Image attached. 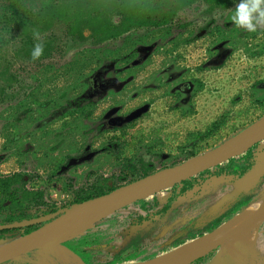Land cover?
<instances>
[{
	"label": "rangeland",
	"instance_id": "374dc122",
	"mask_svg": "<svg viewBox=\"0 0 264 264\" xmlns=\"http://www.w3.org/2000/svg\"><path fill=\"white\" fill-rule=\"evenodd\" d=\"M85 1H54L50 5L53 18L44 16V24L38 26L35 14L40 9L35 8L34 18L21 28L14 20L12 3L0 0V93L2 88L5 93L0 94V176L22 173L26 179L21 190L34 199L41 195L37 205L28 201L33 208L69 205L81 192L90 193L92 185L111 177L118 186H126L139 179L127 172L125 180H118L125 162L140 159L158 172L193 158L194 150L200 156L219 147L264 117V25L254 33L237 27L231 17L239 1L212 5L197 0L177 13L166 26L169 31L138 25L117 38L80 27V19L90 14L98 18L105 12L106 2ZM36 6L44 8L41 3ZM113 8L106 14L114 28L123 16ZM35 31L45 45L38 60L31 59ZM105 67L109 68L106 79L125 71L122 76L130 81L119 89L84 97L86 78ZM184 82L193 92L180 90ZM89 99L96 103L85 110L83 120L87 121L82 115L77 120ZM101 122L108 125L105 130L99 128ZM129 122L134 123L124 127ZM119 144L125 147L113 154ZM263 173L264 157L244 185H218L183 202L133 256L138 261L169 256L162 252L167 244L184 238L188 228L201 229L221 216L232 198ZM170 188L116 212L69 246L90 250L86 259L91 264L94 251L100 261L110 262L126 241L125 230L135 209L141 210L143 202L156 197L164 198ZM262 192L264 178L247 196ZM103 234L110 235L99 241ZM88 238L98 242L85 245ZM34 255L52 264L41 251ZM205 264H264V221L215 250Z\"/></svg>",
	"mask_w": 264,
	"mask_h": 264
},
{
	"label": "water",
	"instance_id": "95a60500",
	"mask_svg": "<svg viewBox=\"0 0 264 264\" xmlns=\"http://www.w3.org/2000/svg\"><path fill=\"white\" fill-rule=\"evenodd\" d=\"M263 141L264 117H262L246 129L234 134L228 141L224 142L219 147L209 152H206L200 156H195L179 165L155 172L145 178L139 179L126 186L120 187L109 194L93 198L83 203L74 204L61 211L60 215H52L34 222H26L21 225H13L11 226V228L23 227L31 225L33 223L35 224L39 222L41 223L48 221V223H46L42 228L24 237H19L17 239L1 242L0 264H5L7 262H15L20 264H45L42 259L40 260L39 258H35L36 256L34 254L40 251L45 254L44 256L46 258H49V260L52 261V264H67L56 254L44 250L42 246L50 240L64 235L72 234V236H70V238L66 241L67 243L72 240L80 239L83 235H85V233L89 229L94 228L97 224L111 217L116 212L123 211L124 208L133 204L134 202L144 199L152 194L158 193L161 190L169 189L170 187L173 188L175 184L180 183L183 180L189 179L193 175H198L199 173L206 171L207 169H211L222 163H225L230 159L241 157L245 155L254 146L260 144ZM256 151L258 155L257 164L253 168V170L249 172L245 177L240 180H237L233 184L222 181L223 178L211 180L205 185V187H203L201 195L207 192L212 187L218 185L227 184L228 186H236L239 184L244 185L245 183H247L248 179L250 178V175H252L263 162L264 144H262V146H259L258 150ZM263 178L264 173L258 176L255 182L253 179L251 181L252 186H249L247 189L240 190L236 194V196L232 198L229 204L233 203L240 195L244 193L248 195L252 190L257 187V184H259ZM257 197L259 198L255 202L243 209L241 212L245 211L247 208L257 202H264V192L259 194ZM235 216H233L230 220H232ZM263 221L264 203L243 224L231 230L230 232H227L226 234L220 236L219 238L213 240L209 244V246L203 250L201 256L189 264H194L196 261L205 258L218 248L229 244L240 236L258 227ZM227 222H225L224 224H226ZM224 224H222L220 227H222ZM220 227L203 237L211 235ZM200 238H197L190 242H194ZM186 244L179 246L176 249L170 250L169 252L165 253V255L167 256L173 253L177 249L185 246ZM65 247H67V245ZM67 248L71 250L73 254L78 256L83 262V264H86L77 253H75L69 247ZM32 255H34L35 257ZM155 258L145 261L129 262L124 264H156Z\"/></svg>",
	"mask_w": 264,
	"mask_h": 264
},
{
	"label": "trees",
	"instance_id": "16d2710c",
	"mask_svg": "<svg viewBox=\"0 0 264 264\" xmlns=\"http://www.w3.org/2000/svg\"><path fill=\"white\" fill-rule=\"evenodd\" d=\"M12 2V7L15 10L13 17L14 20L19 22L18 26L21 28L27 27V23L31 22V18H34L33 16V10L36 8V2L41 3L44 8H40L38 14H35V25L38 26L40 24H44V16H51L53 18V14L50 12L54 0H8ZM62 1V0H61ZM65 1V0H64ZM96 0H91V2H95ZM197 0H122L120 1L121 3L116 4L119 2V0H98L96 2L101 3L106 2L105 6L107 7H112L116 6L118 8H122L120 13L123 16L122 23L119 26H114V28L110 25V21L107 17V12L102 13V15L98 14L97 17H92L91 14L88 15L86 20H79L80 27H85V26H90L94 32L98 31H103L106 34V37H114L117 38L121 35H124L125 33H129L131 31V28L133 26H141V25H148V26H153L156 27L155 30H159L160 32H165L169 31L166 27L169 23L173 21V19L176 17L177 13L184 9L187 6L192 5L195 3ZM208 3L212 4V0H207ZM239 1V0H236ZM44 4H43V3ZM31 8H27L26 5H30ZM146 7L150 11L146 12H140L141 8ZM50 10V11H49ZM110 9L108 10V12ZM18 13L20 16H17ZM7 18L6 16H4ZM47 23V22H45ZM50 23V22H48ZM185 27V26H181ZM125 42L126 38H125ZM1 47V46H0ZM83 113H85L83 111ZM197 144V143H196ZM119 148L124 147L123 144L118 145ZM196 147V146H195ZM194 147V149H195ZM259 147V146H258ZM153 148V146H151ZM115 152H118V149H113ZM150 152V150H148ZM197 150H194L191 152V157H194L196 155ZM117 154V153H115ZM257 151H253V149H250L245 155L238 157V158H233L230 159L229 161L222 163L216 167H213L211 169H207L206 171H213L214 168H217L216 172L219 174H215L210 180L205 182L203 185H195V179L198 175L203 174L206 171H203L199 173L198 175H193L189 179L183 180L180 183L175 184L173 187L176 189L179 186L181 187V191L177 192L176 196L174 195L171 198V204L173 206L180 207L181 204L187 200L192 201L196 197H199L202 193L203 187L211 181V180H216L217 178H223L222 181L226 183L233 184L237 180L242 179L245 177L249 172L253 170V168L257 164ZM128 162V163H127ZM124 163L122 166V172L123 176L119 177L121 181L124 179V177H127V172L128 174H132L133 176H136L138 179L145 178L149 176L151 173H155V168L154 166L150 164H146L145 162L140 163V167L137 169L136 164L133 163L132 161H127ZM177 164L175 163L173 166H176ZM172 166V167H173ZM130 174V175H131ZM114 183L113 187L109 183ZM102 187H107L108 190H103L97 188L96 190L88 193H81L79 196H77L76 200L73 202L74 204H79L83 203L85 201L91 200L96 197H100L106 194H109L113 192L114 190L120 188L115 185V180L114 178H108L105 181L101 182ZM247 196V194H242L240 195L233 203L230 204V207L219 217H217L215 220L204 226L203 228L199 229L197 227H193V229H197L196 231H193V233H188V236L186 235L183 239L179 240L180 242L178 243V247L182 246L186 243H189L192 240H195L197 238L203 237L207 235L208 233L213 232L216 230L218 227H220L221 223L223 222L221 219L222 217L226 216L227 214L234 213L236 209L240 207V205L244 202V197ZM173 201H175L173 203ZM72 203V204H73ZM73 204V205H74ZM171 206V205H170ZM172 206V211L176 209L175 207ZM248 207V206H247ZM241 212V211H240ZM167 213V210H166ZM158 221H156L157 225ZM212 224L211 227H208V225ZM155 225V226H156ZM150 226V225H148ZM141 229V227H139ZM139 228H136L132 230L130 239L127 241V243L121 247L120 251L114 256V258H117L118 261L113 262L114 258L110 262H102L99 260V256H94L95 254L90 253L91 256V261L92 264H124V263H129V262H139V259H136L133 255L135 254L133 251H135L138 246L140 245L139 243L142 241V239L145 238V235L142 234ZM192 230V229H191ZM210 230V231H209ZM209 231V232H207ZM86 239V238H82ZM88 241V240H87ZM90 242L88 241L85 243V245L89 244ZM174 248V246H173ZM172 248V249H173ZM171 249V250H172ZM74 250V249H73ZM163 251H170V250H163ZM75 253H77L82 260L86 264H91L89 260L86 259V252L87 250H81V251H76L74 250ZM164 253V252H163ZM143 259L140 261H145L147 260ZM204 259V258H202ZM200 259V260H202ZM199 261V260H198ZM99 262V263H98Z\"/></svg>",
	"mask_w": 264,
	"mask_h": 264
},
{
	"label": "flooded vegetation",
	"instance_id": "af4514ba",
	"mask_svg": "<svg viewBox=\"0 0 264 264\" xmlns=\"http://www.w3.org/2000/svg\"><path fill=\"white\" fill-rule=\"evenodd\" d=\"M54 1H58V0H54ZM62 1H64V0H62ZM88 1L86 0L85 3L86 2L88 3ZM96 1H98V0H96ZM120 1H122V0H119V2ZM223 2H224V0H212V5L221 4ZM9 3L11 4L12 2L9 1ZM89 3H94V2H91V0H90ZM195 3H193L190 6L185 7L184 9L191 8L193 5H195ZM104 8H105V13L106 12L108 13L109 9L111 10V7H108V9H107V7L105 5H104ZM114 8L119 10L118 13L122 10V8H116V7H114ZM37 9H40V8L38 6H36V10ZM182 10H180V11H182ZM146 11H150V10L147 7H146V9L145 8H141L140 11H138L137 13L146 12ZM83 20H86V19H83ZM86 27H90V26L87 25V26H85L83 28L85 29ZM81 28H82V26H81ZM92 32H94V31L92 30ZM127 34H129V33H127ZM2 45L3 44H1V42H0V46H1L0 47V52L2 50ZM116 58H117V60H119L118 57H116ZM126 61H128V60H126ZM132 62H133V60H132ZM136 63L139 64V61L136 62ZM108 69H109L108 67H105V68L101 69L100 71L97 70L92 77H90V76L87 77V78L85 77L86 79H89V80H87V82L84 84V86H85V89H84L85 95H84V97H86V96H90L91 97L95 91L100 92L99 94H104V92H106L109 89H112V90H115V88L119 89L120 87H122V84H124V83L128 84V82L130 81L129 80L130 78H128L127 76H122V74L123 75L125 74V71H120V72L116 73V78L106 79L107 78L106 76L108 75ZM199 70L201 71L202 69H199ZM118 78H120V82L118 81ZM119 83H121V84H119ZM76 86L81 87V86H79V83ZM192 88L193 87L191 86V89H190V84H188L187 82H184V84L182 83V86L180 87V90L183 93H186L189 90H191V92H193ZM112 90H110V93L111 92L113 93ZM0 94H2V96H5L4 88L1 89V93ZM81 98L85 99L83 97H81ZM105 98H106V96H105ZM82 101H84V100H82ZM88 102L89 103L86 104L85 107H82L80 109V114H79V117H78L77 120H81L80 119V115H82L81 118L83 120V117H85V114H86L85 110L88 107L91 108L92 106H95L96 102L94 100L89 99ZM83 111L85 113H83ZM71 116L73 117L74 114H72ZM89 118H90V116H89ZM83 121H87V120H83ZM133 123L134 122H131V123L129 122L127 124H124V127H128V126H130ZM83 126L85 127L87 125H83ZM107 126L108 125L105 124V122H101V124H99V128L101 130H105L107 128ZM100 135H103V134H100ZM258 146H259V144L252 148L254 152H255V150H257ZM124 147H125V145H124ZM124 147H121V148H119V146L114 147L115 149H118V152H115L114 150H112L113 154L120 153V151H122ZM55 149L56 148H53V151ZM104 150H107L106 146L103 148V151ZM154 152L152 151V153H154ZM132 162L135 163V164H137V163L140 164L143 161L139 159L138 161H132ZM172 166L173 165H171V167ZM215 169L217 170V168H214V172L213 171H209V172L206 171L203 174L198 175L196 177V179H195L196 182H195L194 186L195 185H203L205 182L210 180L215 174H219V173L216 172ZM119 177H118V180H121V179H119ZM25 179H26V177L24 176V178H23V174L20 173V172H16L13 175L10 174V175H8L6 177L0 176V243L1 242H5L7 240L9 241V240L17 239L19 237H24V236H26V235H28V234H30V233L42 228L46 223H48V221L47 222H41V223L39 222V223H35V224L33 223L31 225H27V226H23V227H13V228H11V226H13V225H21V224L26 223V222H34V221L41 220V219H43L45 217L52 216V215H57V214L60 215L61 211H63L65 208H68V207H70V206H72L74 204V203L73 204L71 203L69 205L65 204L66 206L65 205L63 206V205L54 204V205H51L49 207L37 206L36 208H33V206H28V205H31V204L28 203V201H31L32 203L34 202L36 205L39 204L40 203L39 199L41 198V195L38 193L36 195V198L34 199L33 198V194L27 192L25 189L21 190V187L23 186V181H25ZM125 179L126 178H124L122 180H125ZM109 184L112 187L114 185V183H111V182ZM100 185H102V184H101L100 181H98L97 184L96 185L95 184L92 185V187L94 188V190H96L97 188L103 189L105 191L108 190L107 187L106 188L105 187L100 188V187H102ZM115 185L117 187H121V186H118L116 184V182H115ZM179 191H181V187L180 186L178 188H176V189L173 187V188L170 189L169 194H167L164 198L156 197L153 200H149L147 202H143L140 205L141 210L134 208L136 214L135 215L131 214L132 216L130 217L129 224L127 225V228L125 230L126 231L125 233L127 234L126 241L123 243L122 246H124L127 243V241L130 239L132 230L135 229V227L136 228L141 227V229L140 228L139 229L142 232V234L145 235V238L142 239V241L139 243L140 245L138 246V248L136 250L140 251L141 249H143V246H144V243H145L146 239L150 238L151 235L155 231L158 230V228L161 226V224H162V222L164 220L169 218V216L171 217L174 213L178 212L179 209L181 208V206L176 208V206H173L171 204V198L174 195L176 196L177 192H179ZM85 192L86 191L81 192V193H85ZM258 198L259 197H257V196L250 197V198L248 196H245L243 198L244 202L240 205V207L238 209H236V211L234 213H230V214H227L226 216L222 217L221 220L223 222L221 223V225L224 224L225 222L229 221L233 216L237 215L240 211L245 209L247 206L251 205ZM174 202L175 201H173V203ZM172 206L176 208V209H174V211H172ZM131 209L132 208L125 210L126 213H128V211H132ZM166 210H167V213H166ZM129 213H131V212H129ZM226 217H229V218L225 220ZM156 221H158L157 225H156ZM148 225H150V226H148ZM211 226H212V224L208 225V227H211ZM192 227H195V226H192ZM188 229H187V232H186L187 236H188V233L190 234V233H193V231L197 230V229L196 230L195 229L188 230ZM209 231H207V232H209ZM196 233H197V231H196ZM107 235L109 236L110 234H103L99 238V241H102V239L105 238ZM88 240H89L90 243L98 242V240H90L89 238H88ZM77 241H80V240H75L74 242L76 243ZM179 242H180L179 239L176 238V239H174V241L172 243L167 244L163 248V250H171L173 248V246H174L173 249H176V248H178L177 245H178ZM69 243H71V242L66 243V245H67V247L72 249V247L69 246L70 245ZM96 244H98V243H96ZM88 251H90V250H87V252ZM162 252L167 253L166 251H162ZM90 253H92V252H90ZM95 253L96 252L94 251L93 254H95ZM94 256L97 257V254H95ZM211 256H212V253H210L204 259L196 261L194 264H205L211 258ZM150 259H152V257L148 258L147 260H150ZM5 264H20V263L7 262Z\"/></svg>",
	"mask_w": 264,
	"mask_h": 264
},
{
	"label": "bare ground",
	"instance_id": "6f19581e",
	"mask_svg": "<svg viewBox=\"0 0 264 264\" xmlns=\"http://www.w3.org/2000/svg\"><path fill=\"white\" fill-rule=\"evenodd\" d=\"M264 202H257L251 206L250 209L245 210L241 216H236L232 220L228 221L217 231L209 236L200 238L194 242L188 243L185 246L179 248L177 251L169 254L167 257H163L157 261L156 264H189L201 256L204 249H206L209 244L219 238L220 236L230 232L231 230L237 228L243 224L255 211H257ZM71 235H64L58 238L52 239L45 243L42 248L50 253L56 254L67 264H83L81 259L72 253L67 247L63 245Z\"/></svg>",
	"mask_w": 264,
	"mask_h": 264
},
{
	"label": "clouds",
	"instance_id": "9594fccd",
	"mask_svg": "<svg viewBox=\"0 0 264 264\" xmlns=\"http://www.w3.org/2000/svg\"><path fill=\"white\" fill-rule=\"evenodd\" d=\"M232 22L248 32H256L258 26L264 25V0H239L231 17ZM37 41L31 52V59L38 60L43 56L45 45L41 41L39 31L34 32Z\"/></svg>",
	"mask_w": 264,
	"mask_h": 264
}]
</instances>
